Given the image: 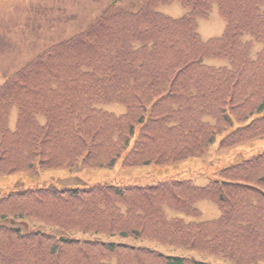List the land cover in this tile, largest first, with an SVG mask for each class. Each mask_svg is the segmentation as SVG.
Instances as JSON below:
<instances>
[{
	"label": "trees",
	"instance_id": "1",
	"mask_svg": "<svg viewBox=\"0 0 264 264\" xmlns=\"http://www.w3.org/2000/svg\"><path fill=\"white\" fill-rule=\"evenodd\" d=\"M175 1L186 9L181 18L159 9ZM214 6L226 29L204 40L198 20ZM218 138L220 149L264 138V0H140L137 11L112 4L0 86V175L121 159L173 164L202 157ZM218 174L206 186L177 174L145 186L3 192L0 264H213L179 251L264 264V149ZM202 200L220 215L202 220Z\"/></svg>",
	"mask_w": 264,
	"mask_h": 264
},
{
	"label": "rangeland",
	"instance_id": "2",
	"mask_svg": "<svg viewBox=\"0 0 264 264\" xmlns=\"http://www.w3.org/2000/svg\"><path fill=\"white\" fill-rule=\"evenodd\" d=\"M113 1H118L122 6L131 9L139 6V0H0V85L10 74L38 56L48 46L86 29L95 17ZM60 6L66 12L71 13L74 10L76 17L57 21V10ZM161 9L176 17L182 16L186 12L179 2L162 6ZM66 21L69 22L68 25L64 24ZM225 25L226 21L215 7L209 18L199 20V31L204 39H209L222 34ZM104 107L116 112L123 110L119 105L108 107L105 105ZM16 117L17 109H13V123H15ZM263 149L264 139L249 141L233 148L222 149V151L215 144L201 158L174 164L132 168L117 165L112 169L89 168L77 175V178L64 171H52L45 173L43 177L49 175L55 179L58 178L60 183H76L79 184L78 186L114 180L147 185L178 174L181 178L190 179L195 184L202 186L217 177V172L223 167L241 162L251 154ZM208 157L211 158L209 161H201ZM87 171L90 172L86 173ZM60 183L57 185L69 186ZM42 184H44L42 178H33L28 172L1 175L0 195L3 191L24 189ZM198 206L203 212V219L219 216V208L213 201L202 200ZM41 226L46 227L45 225ZM159 247L166 251V247ZM169 251L171 252V250ZM178 253L193 255L199 260L214 264H235L230 260L211 254L190 251H179Z\"/></svg>",
	"mask_w": 264,
	"mask_h": 264
}]
</instances>
